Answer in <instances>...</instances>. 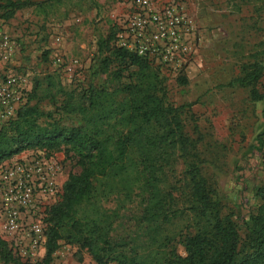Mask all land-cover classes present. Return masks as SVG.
I'll use <instances>...</instances> for the list:
<instances>
[{
    "label": "trees",
    "instance_id": "obj_1",
    "mask_svg": "<svg viewBox=\"0 0 264 264\" xmlns=\"http://www.w3.org/2000/svg\"><path fill=\"white\" fill-rule=\"evenodd\" d=\"M65 1L0 0V19L11 20L31 6L45 12ZM262 9L254 12L260 17ZM120 29L114 25L98 40V68L126 82L113 88L91 85L77 93L49 75L47 86L36 81L15 117L0 125V166L25 151L40 150L48 157L64 153L80 168L69 173L60 198L44 211V257L25 260L0 236V263L52 264L65 242L88 253L95 264H264V184L256 189L260 201L247 217L224 212L203 173L201 137L193 139L186 130L184 115L192 103L167 101L160 67L120 46ZM262 55L264 49L254 53L227 84L247 89L255 103L264 101L258 88ZM58 97V110L78 123L41 108L45 98ZM190 156L187 181L178 184L173 179L177 162ZM189 212L195 214L193 225L172 235V226Z\"/></svg>",
    "mask_w": 264,
    "mask_h": 264
},
{
    "label": "rangeland",
    "instance_id": "obj_2",
    "mask_svg": "<svg viewBox=\"0 0 264 264\" xmlns=\"http://www.w3.org/2000/svg\"><path fill=\"white\" fill-rule=\"evenodd\" d=\"M155 2L159 6L178 5L192 21L183 36L189 53L172 65L153 60L160 67L166 99L175 106L192 103L184 118L190 136L201 137L198 151L204 176L216 191L214 196L224 212L247 217L260 201L256 189L264 184V101L255 103L247 89L231 88L227 84L238 75L243 63L264 49V3ZM259 7L263 8L260 17L254 12ZM132 13V0H69L48 7L45 12L31 6L21 9L11 20L0 19V80L14 76L22 82L17 109L27 101L36 81L47 86L49 75L77 93L91 85L113 88L126 82L127 79L115 80L110 73H100L98 40L114 25H122ZM258 88L264 92V76ZM61 101L59 97L45 98L40 106L44 111H54L66 123H78L73 115L58 110ZM39 153L46 155L40 150H28L20 155ZM51 157L63 167V183L70 172L80 171L64 153ZM193 158H179L173 178L178 184L186 183V171ZM177 195L180 205L185 207L184 195ZM131 213L137 212L133 209ZM194 215L189 212L180 217L172 226L171 234L178 235L193 225ZM0 236L4 238L1 221ZM177 248L184 253L180 243ZM44 255L42 246L37 253L38 260ZM52 264L95 262L77 246L62 242Z\"/></svg>",
    "mask_w": 264,
    "mask_h": 264
},
{
    "label": "built area",
    "instance_id": "obj_3",
    "mask_svg": "<svg viewBox=\"0 0 264 264\" xmlns=\"http://www.w3.org/2000/svg\"><path fill=\"white\" fill-rule=\"evenodd\" d=\"M132 7L118 34L120 46L170 65L189 53L183 36L192 21L178 5L132 0ZM22 90V82L14 76L0 80V125L17 114ZM62 176V165L40 153L10 160L0 168L1 228L11 248L25 260H38L45 241L42 208L60 198Z\"/></svg>",
    "mask_w": 264,
    "mask_h": 264
},
{
    "label": "crops",
    "instance_id": "obj_4",
    "mask_svg": "<svg viewBox=\"0 0 264 264\" xmlns=\"http://www.w3.org/2000/svg\"><path fill=\"white\" fill-rule=\"evenodd\" d=\"M25 155H20V156H17V158H22L24 157ZM13 160V159H12ZM8 162V161H7Z\"/></svg>",
    "mask_w": 264,
    "mask_h": 264
}]
</instances>
